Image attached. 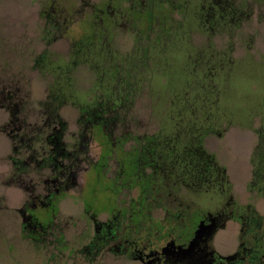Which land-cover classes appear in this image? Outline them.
I'll return each mask as SVG.
<instances>
[{
    "label": "rangeland",
    "instance_id": "rangeland-1",
    "mask_svg": "<svg viewBox=\"0 0 264 264\" xmlns=\"http://www.w3.org/2000/svg\"><path fill=\"white\" fill-rule=\"evenodd\" d=\"M224 1L230 8L222 19ZM206 2L134 0L129 9L122 2L126 26L107 25L112 33L102 36L100 17L91 8L77 12L79 0H0V91L16 93L35 161L27 174L16 170L10 157L27 168L26 144L12 145L10 113L0 107V264H150L156 252L185 245L201 222L220 223L225 199L214 187L170 178L157 186L158 203L138 195L141 141L166 151L177 135L178 143L200 136L226 169L232 201L261 217L263 230L244 238V222H224L213 251L238 253L235 264H264V199L249 190L264 133V0H220L212 25ZM55 7L59 15L46 20ZM54 107L66 123L62 148L82 145L76 185L59 192L58 168L39 164L52 151L45 112ZM98 110L101 127L86 115ZM49 198L54 205L44 206ZM24 213L35 228L24 227ZM114 215L112 237H96L94 222ZM241 239L246 248L260 240L258 255L239 253Z\"/></svg>",
    "mask_w": 264,
    "mask_h": 264
},
{
    "label": "trees",
    "instance_id": "trees-1",
    "mask_svg": "<svg viewBox=\"0 0 264 264\" xmlns=\"http://www.w3.org/2000/svg\"><path fill=\"white\" fill-rule=\"evenodd\" d=\"M4 93L5 95L3 96ZM18 103L19 100L16 97V93L14 91L6 88L0 91V107L6 108L10 113L11 121L9 125H11L10 127L13 133V136H11V143L13 145L17 141L16 143H19L20 145L22 143L24 145L26 144L23 149L26 155L25 159L22 161L24 164H26L27 168L21 169L20 164L22 162L19 159H16L15 156H11L10 159L13 161V163H15V168L17 171H21L22 174H27L29 172L28 170H30L29 167H31L32 163H35V161L33 160V149L30 145L31 137L30 135L26 134L28 133L25 129L26 127L20 126L21 121ZM57 109V107H54L53 110L51 108L48 110V112H45V115L48 122L52 121V130L55 128L57 129V139L60 142L59 139L62 136V133L66 130V123L59 118ZM40 136L41 135L38 134L36 137L38 138ZM258 136L261 140L260 153L257 167L253 172V179L249 184V190L254 191L259 197L264 199V133H259ZM178 137L179 135L175 136L177 144L176 142L172 145L168 144L166 151H163L165 149L164 147L163 149L160 147V145L162 146L161 143L159 145V143L154 142L151 140V138L147 139L146 141H141V145L139 146V149L141 150L139 161L141 162L140 172L143 175V179L137 184L138 195L143 194L144 203L148 197H151L152 201L158 203V190L160 188L157 186L159 185V182H165L166 180L168 181L170 178H174V180L177 179L180 181V184L188 188H195L196 190L204 188L205 186L214 187L218 190L221 197L225 199L223 208L217 213V218L221 219V222L216 224V228H221L224 222L233 219L241 223L244 222L247 225L248 231L242 232V238L246 237L248 235L247 233H251L254 230L262 231L263 227L261 217L256 213L254 208L250 205L238 206L232 201L230 183L228 181L226 169L218 164L214 154L209 153L204 148L200 136H195L194 138L191 136L187 137L183 140V142L181 141V143H178ZM47 140L49 143L53 144L52 151L50 156H48V158L42 159L39 164L43 165L45 161H50V164L47 166V168H54L55 166V168H58L56 173L57 175L54 174L52 178L53 180L59 178L63 181V185L59 187L62 190L58 189V192L75 187L78 172L81 170L80 164L82 145L79 144L75 151L69 152L62 148V144L60 142L57 156L54 151V147L56 145L53 142L54 138L52 135H47ZM12 151L15 155L17 154V156L19 153H21L18 150V145L12 146ZM166 159H169L171 164L170 167H168L169 171L165 172L164 170L167 169H164L163 163L166 162ZM146 169L149 170L148 174H145ZM160 171L165 172L164 176L161 178V181L158 179V177H160ZM54 186L56 187L58 185ZM259 241H255L254 248H246L241 239L238 252H244L245 255H258L260 250ZM210 249L213 250L211 245ZM237 259H239L238 253L227 258L225 261H227L229 264H235Z\"/></svg>",
    "mask_w": 264,
    "mask_h": 264
},
{
    "label": "flooded vegetation",
    "instance_id": "flooded-vegetation-1",
    "mask_svg": "<svg viewBox=\"0 0 264 264\" xmlns=\"http://www.w3.org/2000/svg\"><path fill=\"white\" fill-rule=\"evenodd\" d=\"M134 0H97V4L93 0H79L81 10L77 12L83 13L85 9L91 8V13L95 16L100 17L99 19V24L100 30H102V36L112 33L108 32L107 28L105 26L109 25L112 28H118L121 27L122 25L126 26V24L123 21L124 18V13L125 11L122 10V7L120 4L122 2H126L128 4V9L131 7V4L133 3ZM140 1V0H139ZM220 0H207V2L203 5L202 10L207 12L209 16V24L212 25L214 23V20L216 18V12L214 11V5L218 6L220 4ZM99 4H102L99 6ZM229 3L227 1L223 2L222 9L220 10V17L223 19L225 15L228 14L229 10ZM47 13V12H46ZM59 10L55 7L54 12L51 14H46V20L50 21L54 19V14L55 16H58ZM126 17V16H125ZM99 28V27H98ZM104 28V29H103ZM212 28V27H211ZM95 33H93L89 38L95 37ZM77 41L73 43L74 48L82 41ZM103 44L102 45H108L110 44L109 39L104 38L102 40ZM75 52V51H74ZM102 110V109H101ZM92 114V120L95 122V125H98L101 127L105 124V121L102 119L101 116V111H94V112H86V115ZM89 122V119L87 120ZM53 134L52 137L54 138L53 142L55 143L54 151L58 156V150L60 147V142L58 141V132L57 129H53ZM82 138V136H81ZM155 142V141H154ZM57 178L56 180H58ZM59 189V186H56L54 190L57 192ZM56 192L54 193V196H56ZM53 206V200L52 198L48 199V203L45 204L44 206ZM23 214V210H20ZM24 218H23V223L24 227L31 229L35 228V223L32 215H25L24 213ZM117 217L118 215H114L111 218H108L104 221H95L94 222V231L96 233V237H99L101 240L106 241L108 238L112 237V234L117 230L118 224L117 222ZM209 222H204V224H208ZM212 223H214L212 221ZM214 225V224H213ZM216 225V224H215ZM214 225V226H215ZM197 230V229H196ZM195 230V231H196ZM194 231V233H195ZM194 233L193 236L190 240L187 241L185 245L183 244H175L169 246V248L163 249L162 256L157 254V252L154 254L153 258H151L150 264H224L225 263V258L223 257H218L213 250L210 249V240L212 239V236L207 235L206 233L200 234L198 239L195 242L194 247L191 250H187L189 243L191 240L194 238ZM227 262V261H226Z\"/></svg>",
    "mask_w": 264,
    "mask_h": 264
},
{
    "label": "water",
    "instance_id": "water-1",
    "mask_svg": "<svg viewBox=\"0 0 264 264\" xmlns=\"http://www.w3.org/2000/svg\"><path fill=\"white\" fill-rule=\"evenodd\" d=\"M215 231H216V226H214L213 224L204 225L201 222L200 225L198 226L197 230L195 231L194 238L189 243V246H188L187 250L189 251V250H191L194 247L195 242L198 239L200 234L206 233L207 235H210V237H211L214 234Z\"/></svg>",
    "mask_w": 264,
    "mask_h": 264
}]
</instances>
